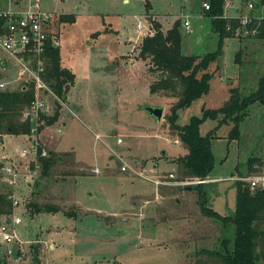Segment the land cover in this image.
<instances>
[{"label": "rangeland", "instance_id": "1", "mask_svg": "<svg viewBox=\"0 0 264 264\" xmlns=\"http://www.w3.org/2000/svg\"><path fill=\"white\" fill-rule=\"evenodd\" d=\"M18 1L21 5L26 2ZM224 1L230 15H236L249 0ZM250 1L255 8L249 12L257 13L258 0ZM38 3L52 14L59 62L73 76L58 96L56 118L39 123L37 138L45 151L43 157L51 152L52 162L45 174L38 160H31V153L19 157L18 152L29 146L25 135L3 133L0 160L14 162L22 178L11 189L0 177V193H14L18 203L12 213L0 214V222L19 216L15 234L30 242L0 241V264H193L196 249H216L221 239L230 241L233 225L202 214L201 198L190 187L195 184L155 186L144 178H162L170 172L171 181L189 179L181 174L178 162L186 147L168 120L177 97L149 90L154 72L148 57L138 55V47L141 37L153 31V21L165 29L178 18L183 53L201 55L217 50L206 67L211 72L207 91L175 109L173 122L183 125L195 116L200 120L201 135L212 132V168L205 178L218 180L199 188L206 206L230 215L235 177L249 172L247 157L264 161V104L247 106L237 121L236 138L228 137L234 124L231 119L218 122L219 113L203 117L201 110H217L227 100L231 86L243 93L255 88L257 78L264 75V38L230 35L218 43L201 0ZM60 13H71L72 18L60 20ZM184 14L187 31L180 24ZM4 58L0 48V59ZM8 60L6 66L0 63L1 80L6 88L15 89L20 87L15 79L19 66ZM47 97L46 115L52 116L55 104ZM147 105L162 108L159 120L145 111ZM123 163L129 168L121 171ZM32 203L59 209L34 211ZM259 227L264 229V221Z\"/></svg>", "mask_w": 264, "mask_h": 264}, {"label": "trees", "instance_id": "2", "mask_svg": "<svg viewBox=\"0 0 264 264\" xmlns=\"http://www.w3.org/2000/svg\"><path fill=\"white\" fill-rule=\"evenodd\" d=\"M208 8L203 13L210 16L212 29L217 34L218 43L223 36L232 35L225 28L226 23L236 24L234 17L225 18L218 16L223 12L224 0H207ZM264 3V0H258ZM264 17V10H263ZM61 20L71 19V13H60ZM153 31L144 34L139 43L138 55L148 57L149 69L154 72L153 79L148 88L151 92L161 91L170 96H176L177 100L172 105L171 115L168 117L169 126L176 130V135L186 147V153L178 158L181 166V174L188 178H205L212 168V154L210 149L211 131L201 135L198 131L199 118L192 116L183 125L173 122L175 109L189 104L196 97L206 92L209 85V72L206 67L214 58L217 50L206 51L201 55L187 54L181 51V34L179 31V19H173L171 25L162 29L157 21L152 22ZM258 37L264 38V22L260 23ZM46 57L42 77L47 81L56 96H60L68 88L72 81L70 69L59 62L58 45L46 43L44 48ZM237 54V53H236ZM1 80V74H0ZM24 85V86H23ZM33 83L25 81L20 87L8 89L0 87V146L3 143V133L24 136L29 131V122L22 119V111L33 99ZM55 102L52 116L40 114V118L50 122L56 118L59 103ZM257 102L264 104V75L257 78L254 89L243 93L236 86L228 88L227 100L217 110L202 109L203 117H215L221 115L218 122L231 119L234 124L228 132L229 138L237 137V121L244 115L249 104ZM40 130V126L38 127ZM1 152V147H0ZM36 159L40 163L41 173L45 174L51 164V152L48 156L40 155V146L36 150ZM256 156H248L246 165L250 171L251 165L256 162ZM4 160H0V170ZM234 210L230 215H220L204 204V193L195 184V188L201 198L199 203L203 215L229 222L233 225L231 240L221 239L220 248H198L194 251L193 264H264V229L259 224L264 221V191L244 189L243 182L235 180ZM11 200L7 194L0 193V214L8 215L11 211ZM34 211H55L59 208L50 204L32 203ZM35 258V257H34Z\"/></svg>", "mask_w": 264, "mask_h": 264}, {"label": "built area", "instance_id": "3", "mask_svg": "<svg viewBox=\"0 0 264 264\" xmlns=\"http://www.w3.org/2000/svg\"><path fill=\"white\" fill-rule=\"evenodd\" d=\"M39 0H27L24 8L7 7L0 8V48L6 55V60L12 59L19 66L15 79H20L21 86L26 80L33 83L34 96L28 105L22 111V119L29 122V131L25 135V139L29 141L28 148L24 147L18 155L21 158H26L28 153L32 154L31 160L36 158V150L39 147L37 138L39 123H42L40 114H47L49 108L48 95L52 97L53 101L60 100L53 92L47 81L42 77L46 57L44 48L46 43L51 45H58V33L53 27L51 12L40 8ZM259 3V2H258ZM228 2H223V12L218 15L225 18H236L237 22L234 25L226 23L225 28L229 29L232 35L235 36H254L258 33L261 22H264L263 10L264 3H259V11L257 13L249 12L254 9V2L247 1L245 10L236 15H230L227 6ZM207 0H201V8H208ZM185 31L189 29L186 14L181 19ZM24 86V85H23ZM0 87H5L3 80H0ZM55 104V102H54ZM119 141V139H117ZM40 155L44 156L45 151L40 148ZM129 168L125 163L120 166V170L124 171ZM133 173H136L130 168ZM94 172H98L97 168H93ZM139 175V174H138ZM1 180L9 188L15 189L22 178V174L18 170L16 164L12 161L6 162L1 168ZM152 182L155 186L159 184H204L206 182L217 181V178H189L185 181H171L174 179L173 174L168 172L166 176H151L144 177ZM25 179H28L25 178ZM235 180L243 182L244 188L249 190L264 191V161L254 162L248 174L235 177ZM14 193L7 196L11 200V212L14 206L18 203L15 200ZM21 222L19 216L13 215L7 223L0 222V241L4 243H12L17 241L19 245L28 243L30 241L20 240L15 234L14 227ZM35 242L37 240H34ZM39 241V240H38ZM31 242V243H35ZM11 250H9L10 252Z\"/></svg>", "mask_w": 264, "mask_h": 264}, {"label": "crops", "instance_id": "4", "mask_svg": "<svg viewBox=\"0 0 264 264\" xmlns=\"http://www.w3.org/2000/svg\"><path fill=\"white\" fill-rule=\"evenodd\" d=\"M15 3L13 4V0H0V8H7V7H16V8H24L26 6V2L23 3L22 5L21 4H18V0H14ZM27 1V0H26ZM229 10V9H228ZM203 12V10H202ZM180 24H181V21H180ZM0 63L3 65V66H6L9 64V62L6 60V58L4 59H0ZM16 81H18V85L21 84V80L20 79H16ZM240 90V89H239ZM241 91V90H240ZM8 136V135H7ZM7 136H5V140L7 139ZM23 137V136H21ZM24 138V137H23ZM25 139V138H24ZM7 155V154H6ZM9 221V219H7V222ZM40 241V240H39Z\"/></svg>", "mask_w": 264, "mask_h": 264}, {"label": "water", "instance_id": "5", "mask_svg": "<svg viewBox=\"0 0 264 264\" xmlns=\"http://www.w3.org/2000/svg\"><path fill=\"white\" fill-rule=\"evenodd\" d=\"M145 111L149 115L153 116L157 120L160 119L161 114H162V108L161 107H158V106H150V105H147V106H145ZM185 189H189V186H186Z\"/></svg>", "mask_w": 264, "mask_h": 264}]
</instances>
